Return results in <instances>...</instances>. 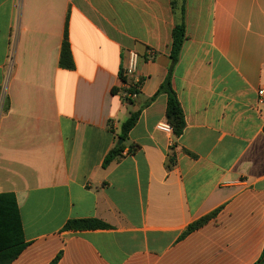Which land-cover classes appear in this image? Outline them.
<instances>
[{
	"label": "crops",
	"instance_id": "obj_1",
	"mask_svg": "<svg viewBox=\"0 0 264 264\" xmlns=\"http://www.w3.org/2000/svg\"><path fill=\"white\" fill-rule=\"evenodd\" d=\"M67 23L74 70L59 65ZM183 23L173 87L186 128L169 137L157 93ZM129 51L138 73L124 83ZM0 86V194L15 195L26 245L11 264L258 262L264 0H0ZM89 219L110 228L64 229Z\"/></svg>",
	"mask_w": 264,
	"mask_h": 264
},
{
	"label": "trees",
	"instance_id": "obj_2",
	"mask_svg": "<svg viewBox=\"0 0 264 264\" xmlns=\"http://www.w3.org/2000/svg\"><path fill=\"white\" fill-rule=\"evenodd\" d=\"M172 50L170 52V58L172 65L170 68L169 76L162 83L157 95L164 94L168 97V106L166 111L167 123H169L173 129V136L180 137L186 128L185 115L181 108V103L173 87V72L174 67L177 64L182 52L184 42L186 40V28L185 24L177 25L172 32ZM59 65L63 69L74 70L75 63L72 56L71 45L68 38V23L65 28L64 42L61 48ZM121 80L125 83L126 77L124 73L121 74ZM139 86L132 87L129 93H139ZM1 86H0V102H1ZM156 95V96H157ZM155 99V98H154ZM153 99V100H154ZM126 101L130 99L126 98ZM140 113H131L126 122L123 123L122 132L119 136V141L122 139L123 143L118 144L109 152L103 162V167H109V165L116 159L121 158L124 155L126 146L124 142L128 139L129 133L136 127L139 121ZM135 146H132V149ZM136 149V148H135ZM219 214V211L213 212L207 215L197 222L189 226L184 234L189 236L196 230L202 228L213 217ZM110 227L106 223L96 220H71L65 225L66 231H87L96 229H109ZM23 227L17 199L14 194H0V264H11L25 249ZM58 259L53 263L56 264ZM256 264H264V250Z\"/></svg>",
	"mask_w": 264,
	"mask_h": 264
},
{
	"label": "built area",
	"instance_id": "obj_3",
	"mask_svg": "<svg viewBox=\"0 0 264 264\" xmlns=\"http://www.w3.org/2000/svg\"><path fill=\"white\" fill-rule=\"evenodd\" d=\"M128 54H129L128 55V64H127L126 68L123 71L124 76L126 78L132 77L135 74H137L138 73V65H139V56H138L137 52L136 51H129ZM128 97L130 99H134L135 97H137V94L136 93H129L128 94ZM259 97H260L259 98V104L262 107H264V90L263 89L259 91ZM156 128H157L158 131H161L162 134H164V135H167L169 137H172L173 136L174 129L166 121L159 122L157 124Z\"/></svg>",
	"mask_w": 264,
	"mask_h": 264
},
{
	"label": "water",
	"instance_id": "obj_4",
	"mask_svg": "<svg viewBox=\"0 0 264 264\" xmlns=\"http://www.w3.org/2000/svg\"><path fill=\"white\" fill-rule=\"evenodd\" d=\"M123 143V140L121 139L120 141H119V144H122Z\"/></svg>",
	"mask_w": 264,
	"mask_h": 264
}]
</instances>
